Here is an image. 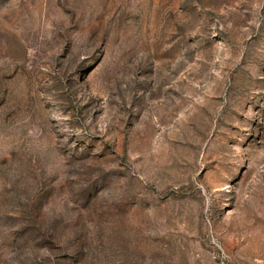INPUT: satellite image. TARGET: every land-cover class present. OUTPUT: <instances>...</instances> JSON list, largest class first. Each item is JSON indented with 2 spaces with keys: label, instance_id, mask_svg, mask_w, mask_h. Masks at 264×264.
<instances>
[{
  "label": "rangeland",
  "instance_id": "rangeland-1",
  "mask_svg": "<svg viewBox=\"0 0 264 264\" xmlns=\"http://www.w3.org/2000/svg\"><path fill=\"white\" fill-rule=\"evenodd\" d=\"M0 264H264V0H0Z\"/></svg>",
  "mask_w": 264,
  "mask_h": 264
}]
</instances>
